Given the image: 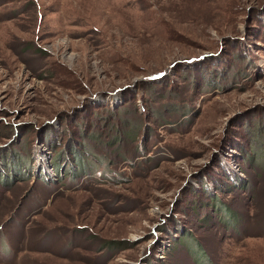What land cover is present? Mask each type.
Returning <instances> with one entry per match:
<instances>
[{
  "label": "rangeland",
  "instance_id": "obj_1",
  "mask_svg": "<svg viewBox=\"0 0 264 264\" xmlns=\"http://www.w3.org/2000/svg\"><path fill=\"white\" fill-rule=\"evenodd\" d=\"M0 264H264V0H0Z\"/></svg>",
  "mask_w": 264,
  "mask_h": 264
}]
</instances>
